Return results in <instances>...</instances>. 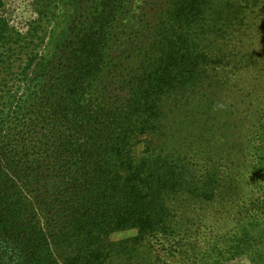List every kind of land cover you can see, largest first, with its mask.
Listing matches in <instances>:
<instances>
[{"label":"trees","instance_id":"obj_1","mask_svg":"<svg viewBox=\"0 0 264 264\" xmlns=\"http://www.w3.org/2000/svg\"><path fill=\"white\" fill-rule=\"evenodd\" d=\"M36 1L62 12L42 51L0 0V264H170L195 244L194 203L230 202L264 170V111L246 141L228 93L264 0ZM254 178L227 260L264 264Z\"/></svg>","mask_w":264,"mask_h":264},{"label":"rangeland","instance_id":"obj_2","mask_svg":"<svg viewBox=\"0 0 264 264\" xmlns=\"http://www.w3.org/2000/svg\"><path fill=\"white\" fill-rule=\"evenodd\" d=\"M2 12L13 26L23 32L36 25L40 35L37 41H39L41 51L48 46L47 41L50 30L56 21L55 17L58 18L62 15L60 8L55 9L56 16L44 17L36 0H4ZM234 44L238 47H234L231 53V56L236 55V57L234 58L232 80L228 93L232 99L237 98L238 102H246L242 109L244 122L242 125L239 123V125L243 132L248 128L252 129L246 136L248 137L246 141H248L253 139L252 131L257 129L255 128L256 116L259 112L264 111V10L251 18L244 29L240 42H234ZM250 56L256 57L259 61L255 64L248 61L242 66H237V62L244 63L245 59ZM262 144H264V140ZM245 145H249V143ZM242 152L247 155V153L252 152V149L250 146H246ZM252 169L246 168L250 172L245 174L247 179L239 197L233 196L230 202H227L226 196L211 201L194 203L195 208L192 209L193 212L191 213L192 219L186 221L187 227L190 228L186 233L195 244L192 245V250L188 248L184 254H179L180 258L175 257L171 259L172 261L168 260L170 264H189L192 261L193 264H255L246 255L227 260L229 253L227 247L232 242V235L240 229L241 223H245L246 215L252 209V205H250L251 196L253 194L260 195L263 191L254 177L264 179V170L251 177ZM262 184L264 185V181ZM225 190L226 184L221 186L219 193L223 194ZM135 234L136 230L130 229L120 231L114 237L121 239L132 237Z\"/></svg>","mask_w":264,"mask_h":264}]
</instances>
